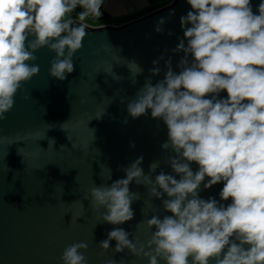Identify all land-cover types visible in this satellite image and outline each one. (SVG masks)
<instances>
[{
    "label": "clouds",
    "instance_id": "obj_1",
    "mask_svg": "<svg viewBox=\"0 0 264 264\" xmlns=\"http://www.w3.org/2000/svg\"><path fill=\"white\" fill-rule=\"evenodd\" d=\"M103 3L0 0V121L13 108L22 84L39 73V66L29 62L37 60L35 53L41 48L55 53L51 77L63 81L74 71L73 57L87 35L83 21L100 17ZM187 3L191 10L180 18L184 38L174 49L185 54L179 73L167 61L164 79L155 85L146 81L127 104L132 118L150 110L153 119L165 123L168 140L162 147L175 153L168 163L179 179L163 171L153 179L140 167V157L124 169V178L89 191L90 207L104 209L102 221L111 225L134 218L132 203L139 195L130 191L133 181L150 186L152 197L166 195L163 209L171 215H153L146 221L154 229L146 245L114 227L98 243L101 255L115 241L114 253L127 250L132 256L147 258L148 264L161 260L165 264H264V0L258 14L251 0ZM77 7L82 11L73 20L70 14ZM164 22V18L157 21L156 32L163 31ZM132 65L135 74L142 72ZM150 71L157 75L160 69ZM106 73L120 79L112 69ZM221 92L227 97L218 98ZM8 139L0 136V142ZM192 163L198 165L195 172ZM157 167L151 164L150 172ZM202 183L205 189L222 183L220 200L231 203L225 206L215 198H200ZM87 249V243L74 242L64 248L60 260L87 264Z\"/></svg>",
    "mask_w": 264,
    "mask_h": 264
},
{
    "label": "water",
    "instance_id": "obj_2",
    "mask_svg": "<svg viewBox=\"0 0 264 264\" xmlns=\"http://www.w3.org/2000/svg\"><path fill=\"white\" fill-rule=\"evenodd\" d=\"M260 2L251 0L254 13ZM190 10L187 0H171L121 25H87L83 47L73 57L74 71L63 81L49 74L55 53L47 47L35 53L37 60L29 63L37 64L39 73L22 84L13 108L0 121V136L9 137L0 142V264H63L64 248L81 241L88 244L87 264H148L147 258L127 250L114 253L115 241L101 255L98 243L120 227L146 245L154 231L146 221L153 215H171L163 209L167 196L152 197L150 186L133 181L130 191L139 195L132 203L134 218L111 225L102 221L104 209L90 207L89 191L124 178V169L140 157V167L153 179L161 171L176 176L168 163L175 153L162 147L168 140L165 123L153 119L150 110L132 118L127 104L146 81L155 85L164 79L167 61L179 73L185 54L174 49L184 38L180 18ZM160 18L165 22L158 33ZM132 63L142 72L135 74ZM154 67L160 69L157 75L150 71ZM111 69L119 80L106 73ZM226 97L221 92L218 98ZM153 163L158 167L150 172ZM190 166L198 170L197 164ZM222 187L218 183L205 189L202 183L199 196L226 206L231 200H220Z\"/></svg>",
    "mask_w": 264,
    "mask_h": 264
},
{
    "label": "crops",
    "instance_id": "obj_3",
    "mask_svg": "<svg viewBox=\"0 0 264 264\" xmlns=\"http://www.w3.org/2000/svg\"><path fill=\"white\" fill-rule=\"evenodd\" d=\"M170 2L171 0H104L100 9L102 15L99 18L89 16L83 22L91 26L107 23L117 26L147 15ZM81 11L82 9L77 7L70 14V18L77 20Z\"/></svg>",
    "mask_w": 264,
    "mask_h": 264
},
{
    "label": "built area",
    "instance_id": "obj_4",
    "mask_svg": "<svg viewBox=\"0 0 264 264\" xmlns=\"http://www.w3.org/2000/svg\"><path fill=\"white\" fill-rule=\"evenodd\" d=\"M92 17H94V16H92ZM96 18H99V17H96ZM83 23H84V22H83ZM84 24L89 25V24H87V23H84ZM104 25H113V24L107 23V24H104ZM89 26H91V25H89ZM98 26H103V25H98ZM113 26H116V25H113ZM93 27H97V26H93Z\"/></svg>",
    "mask_w": 264,
    "mask_h": 264
}]
</instances>
